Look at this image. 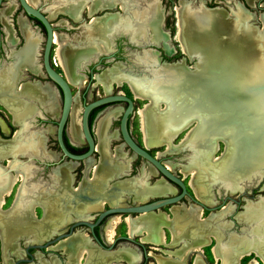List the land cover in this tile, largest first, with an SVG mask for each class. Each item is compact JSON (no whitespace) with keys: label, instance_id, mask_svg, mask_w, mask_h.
<instances>
[{"label":"bare ground","instance_id":"6f19581e","mask_svg":"<svg viewBox=\"0 0 264 264\" xmlns=\"http://www.w3.org/2000/svg\"><path fill=\"white\" fill-rule=\"evenodd\" d=\"M187 3L181 2L180 7L176 9L178 16L176 37L181 43V49L187 55H196L197 57L193 72L187 73L181 64H163L160 67L157 66L158 68L152 67L149 65L150 57L144 55L139 58L137 63L148 70L147 76L123 74L121 70V75L124 76L118 78L120 70L113 64L112 67L104 68L101 73H95L94 79L97 81L96 84H102L106 93L110 90L113 82H117L116 85L118 86L121 79L126 80L131 87L134 98L141 97L149 100L139 112L143 133L142 144L145 147L169 145L176 133L185 127L191 118L190 116L196 118L194 119L195 127L189 131V140L186 144L189 149L188 162L185 166H181L183 167L181 171L182 174H185L190 167H193L188 185L198 199L205 200L208 204L210 203L209 199H211L209 204L211 205L213 203L211 193L213 186L222 187L225 193H234L242 190L243 186L258 181L264 174V44H261L264 34L260 35L258 31H252L248 25L243 34H240L243 21L238 12H233V15L223 14L225 18L223 17L222 29L210 31L207 29L201 37L202 41L198 43L202 46V52L192 53L187 50L183 39L185 31L183 16L186 12ZM88 8V13H90L92 6L89 5ZM5 10L7 11V9L0 11L1 17L5 16ZM196 10H199V6ZM131 15L129 17L133 18V22L128 21L129 19L121 22L123 18H120V20H115L114 25L130 26L133 30L136 29V25L140 21L150 20L153 15V5H148L141 12L133 11ZM205 15L207 18L201 22L208 23L210 16L208 10H206ZM261 18L264 21V16ZM246 19H249L247 14ZM19 22L21 31L23 34H27L28 30L25 27L26 24L24 25L22 16L19 18ZM105 22V20H93L91 26L78 40L79 45L73 48L61 40L59 34L53 33V42L58 46L56 55L58 57L56 61L54 59V62L65 72L66 76H64L70 85L82 83L81 76L74 72L79 61L91 59L93 50L105 49L102 45L103 41L96 39L93 41L89 38V34L102 28ZM106 23L113 26L111 19ZM230 24L236 29L235 34L229 33ZM21 51L24 64H26L31 58V46H25ZM154 57L153 59H155ZM200 65L203 68H200ZM222 68L231 76V79L225 80V83L223 81L222 84H248L251 91L257 92L253 98L251 97V100H244V102L236 105L238 106L236 110L229 108L230 105L224 101L220 102L221 105L219 106L209 103L199 94L201 87L213 88L214 85L211 86L212 81H214L212 78H215L216 74L214 70L217 71ZM8 70L10 71V67H6L0 72V101L11 112L13 124L23 125L26 122V116L33 111V106L23 101L21 95H27L35 101L43 103L47 113H57L58 102L47 84L27 82L14 90V76L11 86L6 85L8 82H1L6 77ZM223 70L216 75H220ZM218 98L224 99L223 96ZM161 102L165 105L163 109L158 108V104ZM118 112L120 113L119 108L111 109L97 121L95 150L97 153L99 152L100 158L98 163L93 165L94 167L91 166L93 162L90 158L83 161L84 175L76 187L72 186L73 176L71 175V170L76 164L70 162H62L58 167L56 166L51 170L50 177L53 184L50 183L52 184L50 187L26 185L24 177L28 176L29 169L23 164L19 165L15 157L25 152L29 154L38 153L44 141L41 131H31L21 143L18 140L21 130L15 131L10 140H0V158L9 156L12 159L8 160L6 168L0 164V237L6 264H9L6 257L7 250L14 254L19 253L15 245V241L19 238L35 242L41 241L63 228L73 218L88 217L89 213L102 210L106 204L109 207L125 205L124 200L128 198L129 193H133V204H135L141 203L150 196L174 192L172 187L159 179L152 186L146 184V187L139 178H135L134 182L123 181L124 183H121V181H116L112 183L110 181L114 173L121 174V171L128 167L127 164L118 161V157L122 156L120 150L116 149L115 153L108 152V140L113 135L106 136L107 134H104L108 117L110 114L115 115ZM221 119L233 120L232 123L228 121L231 125L219 127L217 122ZM1 126L4 128L2 124ZM68 127L70 136L79 139L78 124L71 119L70 124L68 122ZM216 138H220L225 143V149L217 159H213L212 154L217 148ZM164 164L168 169H172L169 163L164 162ZM89 169L93 172L91 177L87 176ZM149 170L148 176L154 172L152 168ZM11 171L14 172L11 173ZM2 174L3 176H1ZM60 178L65 179L61 186ZM18 183L20 185H18V191L16 190L17 195L13 203L9 208L2 210L1 205L4 204V197L11 195ZM261 187L264 189V182ZM58 192L61 193L58 194ZM36 207L43 209V215L40 219H36L34 216ZM254 211L256 213H253ZM170 212L173 215L171 220L160 211L145 213L136 217H125L119 214L110 215L111 217L108 216L110 218L104 226L105 235L110 243L114 236L116 224L123 220L127 224L128 237L135 234L139 235L144 230L148 231L149 234H146L143 240L163 243L165 236L161 227H169L173 232V241H182L179 255L176 254L178 256H175L177 261L173 260L170 264H180L183 254L185 255L190 251L200 255L201 247L209 243V239L213 237L211 235H215L216 238L213 252L216 259L220 257L218 259L220 264H238L244 256L250 253H256L264 259V197L258 198L254 202L246 200L243 210L236 214L234 219L246 225L244 235L228 232L229 227L231 228L230 222L222 221L223 217L229 213L227 209H221L210 214L202 221L203 224L200 222V208L185 209L183 206H171ZM250 214L252 215L249 216ZM243 216H248V218ZM242 217L243 219H241ZM79 231L81 230L76 229L68 238L59 241L52 247L50 246L49 250L59 249L67 253L69 259L67 264L77 263L84 254H87L88 259L83 264H109V261H118L122 258L134 262L138 259L129 250L103 253L101 251L103 249L100 250L90 239L85 238V233ZM240 236L247 237L251 245L237 247L229 243L230 238H239ZM256 242H261L263 245H256ZM34 257L38 261L37 264H46L47 260L40 259L37 252L34 253ZM162 263L167 264L169 261ZM194 264H201L199 256L195 257Z\"/></svg>","mask_w":264,"mask_h":264},{"label":"rangeland","instance_id":"374dc122","mask_svg":"<svg viewBox=\"0 0 264 264\" xmlns=\"http://www.w3.org/2000/svg\"><path fill=\"white\" fill-rule=\"evenodd\" d=\"M178 1L179 0H161V3H157V5L159 7L158 11H159V15H160V22L162 23L163 27L166 28V30L168 32H170L169 35L171 38H167V44L169 46H172V47L173 46L175 47L177 44V42L172 40V33L174 32V29H175L173 27V25H174V22L176 19L174 8L178 6ZM185 1L189 2L188 4H190L191 6H194V7H196V5L202 4L206 8H221L226 13L227 12L229 13L230 9H233L235 4H239L241 9L244 12H246V14L249 16L247 24L250 27H252L254 29V31H258V33L260 35L264 34L263 33L264 32V21L261 18L262 16H264V8H257L256 7V5L258 4L256 2L258 0H245L246 3H244V0H239V1H242V3H236V0H185ZM247 1L249 3H247ZM148 4H150V3H145V6H148ZM90 5H91V3H90ZM259 5L264 7V2L260 3ZM120 7H122L121 4H120ZM179 7H180V5H179ZM1 8H2V10L10 8L12 10L16 9L15 11H18L17 3H15V0H3ZM227 15H229V14H227ZM258 17L261 19V21L263 23L258 20ZM84 32L85 31H83V33H82L83 35H84ZM82 34L80 35V37L78 36L77 40H75L77 43L74 46L69 45V46H71V48L77 47L79 45L78 40L81 39V37L83 36ZM89 35H90L89 38L92 39L93 41H94V39H96V38H92L91 34H89ZM60 38H61V40L65 41L67 43L65 38H63L62 36H60ZM262 41L263 42H261V44L262 43L264 44V37H263ZM119 43H120V50H119L118 56L115 58H108L105 61L103 60L101 62L102 65H100V64L97 65L96 69H94L93 72L98 73L101 70L102 66H105V68H108V67L113 66V64L118 63L120 66V69L125 73H129V74L136 75V76H147L148 70L136 62V61H139L136 58L137 57L136 55H139L141 50H139V48L136 46L129 45L127 40L122 38V37L119 38ZM153 43L154 42H152L150 44H153ZM55 45L56 44H53L54 49L51 51V54H50V61H51L50 63L57 72L64 74L66 76L65 72L62 69H60V67L53 64L54 59L56 61L57 57H58V56H56L58 46L57 45L55 46ZM67 45H68V43H67ZM102 45L104 46L103 43H102ZM155 45H156V47L152 46L150 48H152L153 50H157L158 54L157 53L155 54V57L157 60H158V57L160 58V60H164L167 62L173 60V59H169V56H166V57H168L167 59L164 58V56L160 57L159 48H158L160 46L158 43H156ZM144 47H145V49L149 48L146 45L140 46V48H144ZM260 47H261V45H260ZM104 48H105V46H104ZM178 51L179 50L177 48L176 52L174 53V55H176L175 58H179V57L183 56V54H181V53L178 54ZM99 57H100V54H97L96 56L92 57L91 59H88L81 66H79L80 70L87 71L89 66L92 63H94V62L98 63ZM184 63L187 66H191L192 61L189 62L187 60V58L185 57ZM7 67H10V66H7ZM74 72H75V74H77L76 71H74ZM42 80H46V79L44 78ZM93 81H94L95 85L87 87L86 91L84 93L86 101H89L95 97H99V96H102L105 94H113L116 92H120V93L132 98L133 110L129 116L128 128H129V132H130L131 137L137 143L142 144L143 143V133L141 131L142 125H141V116H140L139 112L145 107V105L149 101H147L146 99L141 98V97L140 98H134V96L131 94V92H132L131 87L129 86L128 82L123 80V79H121V83L118 86L115 84L111 85L110 90L107 93L104 91L102 84H100V83L96 84L97 81L95 79ZM81 82L82 83L79 84V85H81V87H72L71 86V92H72V94L75 95V98H74L75 102L73 101L74 103L72 104L74 107L71 110V116H70L69 124L71 122V119L74 120V122L76 124L79 120V112H80L81 108L79 107L78 102H76V99L78 97V94L83 90V88H84L83 85H86V84H84L83 79H81ZM71 85L76 86L77 84L76 85L71 84ZM28 102L30 103V101H28ZM0 105L3 107V108L0 107V114L8 116L7 114H5L6 112H8V114H10L11 122H12V114L9 111V109H7V107L1 101H0ZM122 107H123V103L120 102V103L111 104L109 107H107V109L119 108L120 112H121ZM163 107H165V105L162 102L158 104L159 109H163ZM3 109H5L6 112ZM119 114L120 113L118 112L108 122V129H109L108 132H113L112 142H113V144H117V145L119 144V145H118V147L115 148V150L114 149L112 151L108 150V152L109 153H115L116 149H118V151L120 150L121 154H122V157L121 156L118 157V160H120V162H122V163L127 162L129 160V164L132 165V168L131 169L127 168L126 174L123 175L124 177L135 176L134 178H139V175H141L142 178L140 177L141 178L140 180H142V181L145 180L146 183L148 182V184H150L154 179L158 178L155 171L153 170L154 171L153 174L148 176V178L147 177L143 178V174H146L148 169L151 168V166L147 162L142 160L141 158L134 156L130 151H128L126 149V147L123 146L122 143H120V141L118 140V138L116 136L117 134H116L115 130L117 129V120H118ZM98 118H99V115L96 116V118L94 119V122H93L94 132H95V128L97 125V121L99 120ZM8 121H9V119H8ZM23 125H20V126L17 125L18 127L16 130V131L21 130L20 136L18 138V140H20V143L22 142L23 139H26L27 136L29 135V133L31 132V131H27V132L24 131L26 127L23 128L22 127ZM191 126H192V123L190 125L184 127L179 133H177L170 140L169 145L161 144L159 146H154V147L149 148V151L151 154H155L159 160H162L163 162H167L172 166L171 171L173 173L179 174L180 176L184 177L182 181L185 184L187 196H185L182 199V201L179 202V204L173 205V206H183V207H185V209L200 208L201 209L200 222L202 224H203L202 221L205 218H207L210 214L216 213L221 209H224V210L227 209L229 211V213L223 217L222 221L230 222L231 228L229 227L228 232L238 234V235H244L245 231H246V225L240 221H236L234 218L238 212L243 210V206L246 204V200L254 202V201H257L258 198L264 197V189H262V187H261L263 182H264V175L258 181L247 184L246 186H243L242 190L234 192V193L221 194L218 192L217 187L213 186L211 188L212 199H213V203L211 205H209L211 203V199H209L210 200L209 204L205 200L198 199L196 197V195L194 194L193 190L188 185V182L191 179V175H192L191 170L193 167H190L189 171H187L185 174H182V171H181L183 168L181 166H185L187 164V162H188L187 158L189 156V149L184 144L183 136L185 135L186 131ZM1 128L4 130V128L2 126H1ZM47 131L50 132L51 129L47 128V129H44V131L41 130L43 137H44V133ZM105 134H107V132H105ZM69 136H70V134H69ZM2 138H7V137L2 136ZM95 138H96V135H95ZM70 139L72 142H74V143L76 142V144H78V145L80 144V141H81L80 138L74 139L71 137ZM96 140H97V138H96ZM53 142H54V140L48 135V139H47V143H46L47 144L46 146L48 149H52V150L56 149V145H54ZM43 143H44V141H43ZM124 149H125V151H124ZM170 149H172V150H170ZM224 149H225V143L223 141H221V142L218 141L217 142V148L214 151V153L212 154V158L217 159L222 154ZM39 152L46 154L48 157H49V155H50V157L52 156L51 154H48V152L44 151V145H42L40 147ZM97 154H98V159H97L96 163H98L99 158H100L99 152ZM18 155H20V154H18ZM9 160H12V159H9ZM91 161H92V159H91ZM64 163H67V162H64ZM70 163L75 164V162H70ZM96 163H92L91 166L95 165ZM0 164L1 165L5 164V162L0 161ZM7 166H8V161H7L6 165H2V167H4V168H6ZM82 167H83L82 173H78V169H82ZM28 169H29V167H28ZM84 169H85L84 164L78 166V168H75L77 175L75 176V180L72 182L73 187L74 186L76 187L78 185L79 181L81 180V178L83 177ZM13 172L14 171H11V173H13ZM148 172L150 173V170ZM92 173H93L92 170L89 169L87 172V176L88 177L93 176ZM22 174H23V172H22ZM30 174H31V171H29L28 176ZM50 175H51V171H50ZM1 176H3V174ZM24 179H25V177H24ZM126 180H128V179L121 180V182L126 181ZM159 180H161V179H159ZM20 183H18L16 185V187L14 188V190H13L14 193H12L9 196L4 197V204L1 205L2 210H5L11 206V204L13 203V201L17 195V191H18V187H19L18 185H20ZM25 183H26V181H25ZM49 183L53 184L51 177H50ZM52 184H46V185H43V187H45V188L50 187ZM32 185L35 186L36 184L30 183L27 186H32ZM37 186H39V185H37ZM40 187H42V186H40ZM61 192H58V194ZM211 193H210V195H211ZM226 196H228V198H226ZM191 197H192V199H190ZM223 198H225V199L222 201ZM195 199L197 201L202 202L204 207L203 206L200 207L196 203ZM124 202H125L124 204L133 205V193H131L128 196V198H126V200H124ZM107 206L108 205L106 204V205H104L103 208H106ZM42 211H43V209L41 207H36L34 209V216L36 219H40L42 217V215H43ZM158 211L163 212L165 214L166 218H168L170 220L173 219L172 218L173 215L170 212L169 207L164 206ZM97 212L89 213L88 217H85L83 220H85L87 222H92L93 219L95 218ZM253 213H256V211H254ZM114 215H118V214H114ZM114 215H112V216H114ZM251 215L252 214H250L249 216H251ZM110 217H108L104 221V223L102 225V229H101L102 238L104 241H107V242H108V238L105 235L104 226ZM125 217H130V216L125 215ZM243 217L248 218V216H243ZM243 217L241 219H243ZM122 218H124V217H122ZM261 218H263V217H261ZM77 219H80V218L71 219L69 222H67V224H65V226L63 228L55 231L54 233H52L51 235H49L48 237H46L45 239H43L41 241L35 242V241H30V240L25 239V238L17 239L15 241L16 242L15 245H16V248H17L19 253L14 254L12 251H9V250L6 251V257H7V260L9 261V264H12V262L14 261L15 258L25 257L24 252H23V247L25 245H27L29 243L43 244V241L51 240L56 235L66 232V228L68 227V225ZM76 229H80L81 231H79V232L85 233V235H86L85 238L89 239L88 228H86L84 226H79V227H76L74 229V231ZM161 229H163L164 236H165L163 243H152L151 241L143 240V238L146 236V234H149L148 231H144V230L141 232V234H139L137 236H133V235L130 236L131 239H134L136 242L143 240L145 242L151 243V244H142V245H144V247H143L144 251H141V249H140V247H138V245H136L135 243H132V242H127L123 239V237L126 235L128 236L129 233H127L128 232L127 231V224L123 220H120L114 228V236H113L112 240H115V244H114L115 246L110 250H106V249H103V250L100 249V250L103 253H110V252H115V251L116 252L117 251L123 252V250H129V251L133 252L138 258L134 262L127 261L126 259L122 258V259H118V261H114V260L109 261V264H130V263H132V264H163L162 262L167 263L168 261H169V263H167V264H170L171 261H173V260L177 261V259H175L177 257H175V256H178V255H176L175 250L179 247L178 245L180 243L182 244V241H180V242L179 241H177V242L173 241V232L169 227L163 226V227H161ZM141 235H144V236H141ZM211 236H213V237L209 239V243H208L209 245L201 247V249H200L201 251L199 253L200 255H198L197 252H189L187 254L185 253V255L183 254V258H182L180 264H194V259L196 256L197 257L199 256L201 264H220L219 260H218L220 257H218V259H216L214 252H213V248L216 245V238H215V235H211ZM58 242L59 241L52 242V243L42 247L41 249H30L29 252L32 253L33 255H34V253L37 252L40 256L39 257L40 259L47 260L46 264H56V262H57V264H67L69 262V259L67 257V253H64L63 250H59V249H55L53 251L49 250L50 246L52 247V246L56 245ZM92 243L95 245L94 242H92ZM229 243L231 245H235L237 247L251 245V242L245 236L244 237L240 236L239 238L238 237L237 238L232 237L229 239ZM255 244L256 245L258 244L259 246L263 245V243H261V242H256ZM145 245L146 246L149 245L151 248L145 247ZM115 248H117V249H115ZM192 253H196V255L195 256L190 255ZM142 254H144L146 257L143 258ZM4 256H5V254H4L3 245H2V241H1V237H0V264H6ZM86 259H88V256H87V254H84V255H82L81 259L79 261H77V263H75V264H83ZM29 264H37V260L34 258V259H32V262H30ZM238 264H264V259L261 256L257 255L256 253H250L249 255L244 256L239 261Z\"/></svg>","mask_w":264,"mask_h":264},{"label":"flooded vegetation","instance_id":"af4514ba","mask_svg":"<svg viewBox=\"0 0 264 264\" xmlns=\"http://www.w3.org/2000/svg\"><path fill=\"white\" fill-rule=\"evenodd\" d=\"M25 1H26V3H29L31 6H33L35 8H38L42 12V14L46 16L47 19H48V17L45 14V12L42 11V8L45 7V6L51 5V3L57 4V6L61 7L62 10H64V9L65 10L69 9L68 11L71 10L72 14H74V12L76 13L79 10V6H81L83 3H97L101 7L99 9V11H97L98 13L96 12L97 16L99 17L98 18L99 21L100 20L101 21L105 20L107 22L108 20L111 19L112 23H113V26H112V24L109 25V24H107L105 22L102 28H99V29H97L96 32H94L96 34H94L92 32L90 33L92 35V38H96L97 40H101V41L104 42L106 40L108 34L111 31L118 30L116 33L113 34V37H112L113 38L112 39L113 49L109 52V54L108 55L101 54L100 57H99L98 63L97 62L96 63L95 62L92 63L89 66L87 71L81 70V74L84 76V84H86V85H83L84 88L78 94V97L76 99V102H78L80 108H82V104L88 102V101H86L85 94H84L85 91H86V88L95 85L94 81H93L94 79H90L91 74L94 73L93 72L94 69H96L97 65H99V64L102 65L101 62L103 60L105 61L108 58H115V57L118 56L119 50H120V43H119V38L120 37L126 39L129 45L136 46V47L139 48V50H141L140 54L136 55L137 56L136 58L138 60H139V58H142L144 55H148L150 57L149 65L152 66V67L156 68L157 66L160 67L161 65H163V64H159V63L157 64L156 63V57H154V56H155L156 53L158 54V52H157V50H153L152 48H150L152 46L156 47V45H155L156 43H158L159 46H160V47H158L159 48L160 57L164 56V58L167 59L168 57H166V56H169V59H173V60L180 58V57L179 58H175L176 55H174V53L176 52V50L178 48L177 44H176L175 47L174 46L173 47L169 46L167 44V38H171V37L169 35L170 32H168L166 30V28H164L162 23L160 22V15H159V12H158L159 7H158L157 3H161V0H25ZM181 2L187 3V1L179 0L178 1V6L174 8L175 17H176V34L178 33V27H177L178 26L177 25L178 24V22H177L178 21V16L176 15L177 14V10L176 9L179 7ZM262 2H264V0H258L256 2V3H258L256 5V7L257 8H261L262 6L259 5V4L262 3ZM1 3H3V0L1 1ZM15 3H17L18 11H15L16 9L12 10L10 8H7V11L5 10L6 11L5 16L4 17L0 16V72L2 70H5L7 66H10V68H16L18 65H20L19 67L23 66L21 77L19 79L20 80L19 85H20V84H24V83H27V82L30 83L33 80H38L39 79V77H38V75H37V73L35 71L37 70V67H38L39 64H40V67H41V54H42V49H43V44H44L45 32H44V29H43L42 25L36 19H34V18L30 17V16H27L22 11V8L18 4L19 3L18 0H15ZM65 3H71V4H67L66 5ZM145 3H150L148 5H153V15L150 18V20H148V21H140L139 23H137L136 29H134V30L130 26L129 27L128 26L125 27V26H119V25L115 26L114 25L115 22H116L115 20L116 19L120 20V18L124 19V20L121 19L122 20L121 22H124V21H126L128 19H129L128 21L133 22V18H130L131 17L130 15L132 14V12L134 10L135 11L137 10L138 12H141V11H143V9L147 8L148 6H145ZM188 3H187V6L185 7V11L186 12H185V14L183 16L184 30H185L184 34H183L184 44H185V46H186L188 51L190 50V52H192V53H194V52L195 53H201L203 49H202V46L200 44L198 45V43L202 41L201 40L202 35H204V32H206L207 29H208V31L214 30V29H217V30L220 29L221 30L223 25H224L223 21H224V18H225L224 17L225 15L223 16V14H226V13H224L221 8L206 9V7H204L202 4L196 5V7L193 8V6H191ZM236 3H242V1L236 0ZM244 3H246L245 0H244ZM247 3H249V2L247 1ZM64 4H65V6H64ZM120 4H121L122 7H120ZM1 5H0V11L2 10ZM198 6H199V10H196L198 8ZM83 8H85V6H83ZM190 8H192V9H190ZM240 9H241L240 5L239 4H235L233 9H230L229 13L227 12V14L233 15L232 14L233 12H235V11H236L235 13L238 12L239 16H241L240 19H242V21H243L241 23L242 24L241 25L242 28L240 27V34H243V31L246 30V27L248 25L247 24L248 19H246V12H244L242 9L241 10ZM206 10H208L210 16L208 18L209 20L207 19L208 23H203L201 21H203V20H205L207 18L206 15H205ZM110 13H113L115 15V17H117V18H115L114 16H108L107 17L106 15L110 14ZM243 13H245V14H243ZM198 14H201V15H198ZM20 16H22L24 18V25L26 24L25 27L28 30L27 34H23V32L21 31L20 22H19V17ZM61 18H65L67 20V22H68V25H70V26H65L62 23L59 24V20ZM258 20L260 22H262L259 17H258ZM48 21L50 22V25H51V27L53 29V33L56 32L60 36L70 39V38H72L74 36H78L81 33L80 32V30H81L80 28H81L82 22L84 21V22L89 23L90 22V17L86 14V10L82 9V10H80L79 16H78V18L76 20L72 19L71 17L67 16L66 14H63V13L59 12V13H56V15L52 19H48ZM91 24H92V22H91ZM173 27H174V25H173ZM4 28L7 31V36L8 37L6 36V32L4 31ZM229 29H230L229 33L232 32L233 34H235L236 29H234V27L232 25H231V28L229 26ZM174 31H175V29H174ZM173 33H172V40L175 41V39H177V37H176L177 35L175 36V38H173ZM25 35H27V37H25ZM11 36L13 37V41L11 39ZM39 36L41 37V43H40L39 48H38V37ZM153 38H155V39H153ZM29 39L31 40L30 44H29V42H30ZM191 39H193V40H191ZM177 40H178V43H179V46H180V49H181L182 48L181 47V43H180L179 39H177ZM145 41L149 42V43L145 44ZM152 42H154V43L150 44ZM53 44H55V43L52 42V44H51L50 54H51V51L54 49ZM28 45L31 46V50H32L31 51V58L29 59L28 63L24 64L25 62L23 61V58H22L23 56L21 55L22 54L21 50H22V48H24L25 46H28ZM145 45L147 47H149V48L148 49H145V47L144 48H140V46H145ZM191 45H193V46H191ZM178 50H179V48H178ZM181 51L183 53L187 54L182 49H181ZM179 53H181L180 50L178 51V54ZM153 57L155 59H153ZM11 61H15V62L13 64H9ZM160 61L161 60L159 58V62ZM116 64H114L115 67L118 70H120L119 73H118V75H119L118 78L119 77L122 78V76H124V75H121L122 71L120 69V66L118 65V63H116ZM149 65L147 64L148 67H150ZM103 67H105V66H102V68ZM192 68L194 69L195 66H192ZM200 68H203V66L201 67V65H200ZM41 69H42V67H41ZM123 74H127V73L123 72ZM130 75H132V74H130ZM116 83L117 82H113L112 85H114V84L116 85ZM51 84L57 90L58 95H59V99H60V102H61L60 90L52 82H51ZM68 85H69L70 90H71V85L69 83H68ZM72 87H74V86H72ZM79 87H81V85ZM71 94H72V92H71ZM131 94L133 95V92H131ZM21 97H22L23 101H25L27 103H29L28 101H30V103L33 105L32 113L30 115L26 116V118H25L26 122L24 123V125H25L26 128H25L24 131H26V132L27 131H41V130L44 131V129H47V128L51 129L50 132L47 131V132L44 133V143H43L44 151L48 152V154H51V155H53L55 153V154H57V156H56V159H54L52 156L50 157V155L48 157V156H46V154L38 152V153H36V155H31L30 157H24V159L19 161L18 164L19 165L23 164V165L29 167V171H31V174L25 178L26 185H29L30 183L31 184H36V185H39V186L50 184L49 183L50 171L54 167L59 166L61 162H71V161H69L66 157L61 158V154L59 153V149L57 147V143H56L55 137H54L55 120H53L52 118H50L46 114L42 113V116H40L38 114V112H37V110H38L37 103L38 104H41V103H39L37 100L35 101V99L30 98L27 95H21ZM74 98H75V95L72 94V104L75 102ZM95 98H97V97H95ZM93 99H91V100H93ZM144 99L149 101L147 98H144ZM91 100H89V101H91ZM122 103H123V107L122 108H124L126 104L124 102H122ZM111 104H114V103H110V104L100 105V106L94 107V108H92L89 111V113L87 115V125H88L89 131H90V133H91V135L93 137V141H94L95 144H96V138H95V132H94V128H93L94 127V125H93L94 119L96 118V116L99 115V118H100L102 115H104L108 111H110L111 108L107 109V107H109ZM41 105L43 107L45 106L43 103ZM71 108H72V106H71ZM71 108H70L68 119L66 120L64 128L62 130V141L64 143L65 148L70 153L80 154V153H83V152L86 151L87 146H86V143L83 141V139L81 138L80 135L79 136H80V140L81 141H80L79 145L76 144V142L75 143L72 142L71 139H70L71 137L69 136L68 122L70 121ZM112 109H114V108H112ZM44 110H45V108H44ZM132 110H133V106H132ZM45 112L47 113L46 110H45ZM80 115H81V109H80V112H79V119H80ZM113 116H114L113 114H110V116L108 117V119L106 121L105 130H104V134H105V132H107V135L105 134L106 136L113 135V132H108L109 131L108 122ZM129 116L127 118V123H126L127 127H128ZM118 119H119V117H118ZM0 120L4 123V125H5V127L7 129V131L4 132L0 128V140H7V139L12 137L14 131L17 130V129H15L14 125H12L10 121H8V118H7L6 115L0 114ZM77 124H78V122H77ZM0 127H1V124H0ZM117 127H118V120H117ZM128 130H129V128H128ZM48 135L54 140L53 143H54V145H56V149L55 150L48 149L47 146H46L47 145L46 143H47ZM2 136L7 137V138H2ZM116 136H117L118 140L121 143L122 141H121V138L119 137V135L117 134ZM118 145L117 144H113L112 138H110L108 140V149H109V151H112L115 147H118ZM124 151H125V149H124ZM90 158L92 159L93 163L97 162L98 154H97L96 150L92 153ZM124 163L128 165L129 161L124 162ZM75 164H76L75 167H73V169L71 171V175L73 176V181L75 180V176L77 175V172L75 171V168H78V166L83 165V161L82 162L81 161H77V162H75ZM127 168L131 169L132 165L129 164V166L126 167L125 170L121 171V173H124L127 170ZM82 170H83V167H82V169H78V173H82ZM148 171H149V169H148ZM148 171H147L146 174H143V178H146V177L148 178V175H149ZM118 174L119 173H114V175H118ZM134 177L135 176L129 178L128 180H126V182H129V181L130 182H134L135 181ZM140 177L142 178V176L139 175V180L141 179ZM64 181H65L64 178L63 179L62 178L59 179L60 186L64 183ZM121 183H124V182H121ZM154 183H155V181L153 183H150L149 185L152 186V184L154 185ZM146 184H148V182L147 183L144 182V186L145 187H146ZM63 187H65V185H63ZM179 191H180V189L178 187H175V192L173 194H170V195H176L177 193H179ZM12 193H14V192H12ZM136 193H137V191H136ZM129 194H131V193H129ZM154 196H159V195H154ZM150 197H153V196H150ZM181 201H182V199H181ZM98 212L96 213V216H95V218L93 219L92 222H94V220L96 219V217L98 215ZM106 218L107 217H104L102 220H100V222L98 224L93 226L91 231L88 230L89 239H91V241L94 242L95 245L98 248H100V249L107 248L108 244H111V248L110 249H112L115 246L114 245L115 244V240H112L110 243H108L107 241H104L103 238H102L101 229H102V225H103L104 221L106 220ZM84 227H86V226H84ZM67 230H68V227L66 228V231ZM137 235L138 234H135L134 236H137ZM92 236H95V238L97 239V241L99 243L96 244V242L94 241ZM126 236H124V237H126ZM141 236H144V235H141ZM124 240L127 241V242L135 243L136 245H138V247H140L141 251H144V249H143L144 245H142V244H151L150 242H145L143 240L142 241H137V242L134 239H132L130 241L126 240V239H124ZM47 241L48 240L43 241V244L45 242H47ZM207 245H209V244H207ZM178 246H179L178 247L179 249L177 248L175 250L176 254H178L180 252L181 243ZM145 247L151 248L149 245H147V246L145 245ZM110 249H108V250H110ZM115 249H117V248H115ZM190 252H194V251H190ZM24 255H25V258L28 257L26 254H24ZM190 255H194L195 256L196 253H192ZM142 257L145 258L146 256L144 254H142ZM34 258L35 257L33 255L32 258H31V262H32V259H34ZM37 263H38V261H37ZM23 264H25V263H23ZM27 264H29V263H27Z\"/></svg>","mask_w":264,"mask_h":264},{"label":"water","instance_id":"95a60500","mask_svg":"<svg viewBox=\"0 0 264 264\" xmlns=\"http://www.w3.org/2000/svg\"><path fill=\"white\" fill-rule=\"evenodd\" d=\"M1 1L2 0H0V5L2 4ZM18 2H19L18 4L20 5V7L22 8V11L27 16H30V17L36 19L42 25L44 32H45L44 44H43V49H42V54H41V67H42V71L44 73V76L49 81H51L53 84H55L58 87V89L60 90V94H61L60 111H59L57 119L55 120V126H54V137H55V141L57 143V147L59 149V153L61 154V158L66 157L71 162H77V161L82 162V161L90 158L92 153L95 151V143L93 141V137H92V135L89 131L88 125H87V115H88L89 111L92 108L100 106V105L124 102L126 105L121 110V113H120L119 119H118V127L115 130V132L121 138L122 145L125 146L126 149L128 151H130L134 156L141 158L142 160H144L145 162H147L151 166V168L155 171L156 175H158V178L154 179L152 182H154L158 179H161L166 184H168L170 187H172L174 189V192H175V187H178L180 189L179 193H177L176 195L165 194V195L153 196V197H150V198L142 201L141 203H135L133 205L125 204L123 206H110V207L107 206L106 208H104L98 212V215H97L96 219L94 220V222H87V221L83 220L84 218L77 219L68 225V230L66 232L56 235L53 239L48 240L46 243H44V244L29 243V244L25 245L23 247V252L28 257L27 258H25V257L15 258L14 261L12 262V264H23V263L27 264V263L31 262V258L33 256V254L29 252L30 249H41L42 247H44V246H46L52 242H56V241H60V240H63L65 238H68L69 236L72 235V233H74V229L76 227L86 226L88 228V230L91 231L92 227L95 226L96 224H98L100 222V220H102L104 217H108L110 215L119 214V215H123V216L127 215L130 217H136V216H139V215L145 214V213H155L164 206L170 208L173 205L179 204L181 199H183L185 196H187V192H186L185 184L182 181L184 177L180 176L179 174L173 173L170 169H168L166 167V165L164 164V162L162 160H159L155 154L150 153L149 148L154 147V146L145 147L143 144L137 143L131 137L126 123H127L128 116L132 113L133 102H132V98H130V97H128V96H126L120 92H116L113 94H105V95L99 96L97 98H94L91 101H88V102L82 104L81 115H80V119L78 121V132H79V135L81 136V138L83 139V141L86 143L87 149L83 153L73 154V153H70L65 148L64 143L62 141V130L64 128L66 120L68 119L70 108L72 106V94H71V90H70V87L68 85L66 78L61 73L57 72L50 63V48H51V44L53 42V29L50 25V22L46 18V16L43 15L42 12L38 8L31 6L29 3H26L25 0H18ZM261 8H264V7H261ZM206 9H211V8H206ZM223 12L226 13L224 10H223ZM174 27H175V31L173 33V38H175V36H176V19L174 22ZM250 29L252 31H254V29L252 27H250ZM175 41L177 42V46H178L180 52L183 54V56H181L179 59H174V60H171L169 62L164 61V60H161L159 62V57H158V60L156 59V63L157 64L158 63L159 64H167V65L181 64L182 68L187 73L193 72L192 66H194L195 63L197 62L196 55H187V54L183 53L180 49L178 40L175 39ZM148 43L149 42L145 41V44H148ZM185 57L187 58V60L189 62L192 61L191 66L185 65V63H184ZM104 68L105 67L101 68L100 72ZM223 68L220 70H217V71L214 70V71L217 74L218 72L223 70ZM232 72H234V71H232ZM94 74L95 73L91 74L90 79H94ZM216 74H215V78H212V80H214V81H212V85H211V86L214 85L213 88L208 89L206 87H201V89H200L201 92L199 91V94H201L204 97V99L207 100L209 103L216 104L217 106H219V105H221L220 102L224 101L225 103L230 105L229 108L236 110L238 108V106H236V105L240 104L241 102H244V100H251L253 98V95L255 93H257L256 91H251V89H249L248 84L247 85H244V84L242 85V83H236V84L228 83L227 85L222 84L223 81L225 83V80L231 79V76H229L230 73L225 72L224 70L221 72L220 75H216ZM35 81H38V80H33L32 82H35ZM219 96H223L224 99H219L218 98ZM190 117H191L190 120L185 124V127H186L192 123V126L189 127V129L186 131L185 135L183 136L185 145L187 144V142L189 140V131L191 129H193L195 127V124H196L194 121V119H196V118H194L192 116H190ZM232 120L233 119H228V121L230 123H232ZM228 121L221 119L219 122H217V125L219 127L220 126L225 127V125H231V124H229ZM219 136L221 138H223V136L221 134H219ZM218 141L221 142V139L220 138L215 139L216 145H217ZM155 146H159V145H155ZM118 161H120V160H118ZM128 165H129V163H128ZM125 174H126V172L118 174V175H114L111 177L110 181L113 183L116 181H121V180L129 179V178L133 177V176L124 177L123 175H125ZM217 190L221 194L225 193V191L223 190L222 187H217ZM173 193H171V194H173ZM226 198H228V196H226ZM190 199H192V197ZM224 199L225 198H223L222 201ZM195 201L200 207L201 206L204 207L202 202L197 201L196 199H195ZM92 237H93L94 241L96 242V244L99 243L97 241V239L95 238V236H92ZM123 238L126 240H129V241L132 240L128 236L123 237ZM110 248H111V244H108V247L104 248V249L108 250ZM130 264H132V263H130Z\"/></svg>","mask_w":264,"mask_h":264},{"label":"crops","instance_id":"0c3cea01","mask_svg":"<svg viewBox=\"0 0 264 264\" xmlns=\"http://www.w3.org/2000/svg\"><path fill=\"white\" fill-rule=\"evenodd\" d=\"M66 5L67 4H71V3H65ZM65 4H64V6H65ZM88 5H90V3H83L81 6H79V10L75 13L74 12V14H72L71 13V10L70 11H68L69 9H64V10H62V8L61 7H58L57 6V4H55V3H51V5H49V6H45V7H43L42 8V11L43 12H45V14L47 15V17H48V19H52L55 15H56V13H59V12H61V13H63V14H66L67 16H69V17H71L72 19H74V20H76L77 18H78V16H79V12H80V10H82V9H85L86 10V14L90 17V22L89 23H87V22H82V25H81V30H80V32L81 33H83V31H86V29L87 28H89V26H91L90 24H91V20H97L99 17L97 16V11H99V9L101 8L100 7V5H98L97 3H91V6H93L92 7V10H91V12L90 13H88ZM83 6H85V8H83ZM53 8V9H52ZM52 10V11H51ZM49 12H52V13H49ZM97 12V13H96ZM55 14V15H54ZM53 15V16H52ZM107 17L108 16H115L113 13H110V14H107L106 15ZM60 23H62V24H64L65 26H70V25H68V22H67V20L65 19V18H61L60 20H59V24ZM4 31L6 32V36H7V31H6V29L4 28ZM118 30H114V31H111L109 34H108V36H107V38H106V40L103 42L104 43V46L106 47L105 48V50H102V49H97V50H93L92 51V56L94 57V56H96L97 54H105V55H108L109 54V52L113 49V46H112V44H113V42H112V37H113V34L114 33H116ZM81 33L78 35L79 37H80V35H81ZM94 34H96V33H94ZM78 36H74V37H72V38H70V39H68V38H65V37H63V38H65L66 39V41H67V43H68V45H75L77 42L75 41V40H77V37ZM8 37V36H7ZM11 39H12V41H13V37L11 36ZM102 39V38H101ZM9 40V39H8ZM100 41V40H99ZM40 43H41V37L39 36L38 37V48H39V45H40ZM56 46V45H55ZM39 50V49H38ZM100 51V52H99ZM88 60V59H87ZM87 60H80L79 61V65L75 68V70H76V73L79 75V76H81V78L83 79V81H84V76L81 74V70H80V67L79 66H81L84 62H86ZM15 61H11L9 64H13ZM8 64V65H9ZM7 66V65H6ZM20 65H18L16 68H11L10 69V71L12 72H10L9 70L6 72V77L5 78H3L2 80H1V82L2 81H4V82H8V84H6L7 86H11V84H13V82H12V77L14 76V87H15V89L14 90H16V87H19L20 85H19V82H20V77H21V73H22V70H23V66L22 67H19ZM2 68V67H1ZM36 73H37V75H38V77H39V79H38V81H35V82H37V83H39V84H47V86L49 87V89L52 91V93L55 95V98H56V100H57V102H58V110H57V113H53V114H50V113H46L45 112V110H44V107L41 105V104H38L37 103V105H38V110H37V112H38V114L40 115V116H42V113L43 114H46V115H48L50 118H52L53 120H56L57 119V117H58V114H59V111H60V99H59V95H58V92H57V90L55 89V87L51 84V82L50 81H48L47 79H46V77L44 76V73H43V71H42V69H41V67H40V64L38 65V67H37V70L35 71ZM11 74H13V75H11ZM63 76H64V74H62ZM65 77V76H64ZM46 79V80H42V79ZM11 79V80H10ZM41 83H40V82ZM47 82V83H46ZM5 85V86H6ZM71 86H74V85H71ZM80 85H76V86H74V87H79ZM0 107L1 108H3L1 105H0ZM4 111H5V109H3ZM6 112V111H5ZM5 114H7L8 116H7V118L9 119V121L11 122V117H10V114H8V112H6ZM0 123L4 126V128H5V130H3L1 127V130L2 131H4V132H6L7 131V129H6V127H5V125H4V123L0 120ZM11 124L12 125H14V127H15V129H17V125H15V124H13L12 122H11ZM16 131V130H15ZM14 131V132H15ZM14 134V133H13ZM13 136V135H12ZM10 139H12V137L11 138H9V139H7V140H10ZM4 141V140H3ZM31 155H36V153L35 154H33V153H27V152H25L24 154H20V155H18V156H16L15 158H16V160L19 162V161H21L22 159H24V157H30ZM56 156H57V154H53V158L54 159H56ZM21 158V159H20ZM9 159H11V157H9V156H7V157H4V158H0V161H4L5 162V164H2V165H6L7 164V161L9 160Z\"/></svg>","mask_w":264,"mask_h":264},{"label":"built area","instance_id":"2783aa9c","mask_svg":"<svg viewBox=\"0 0 264 264\" xmlns=\"http://www.w3.org/2000/svg\"><path fill=\"white\" fill-rule=\"evenodd\" d=\"M51 62V61H50ZM53 64H55V62H53Z\"/></svg>","mask_w":264,"mask_h":264}]
</instances>
